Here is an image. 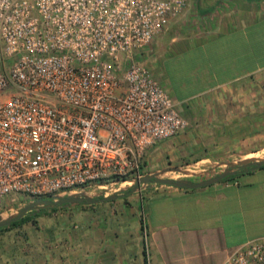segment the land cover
Wrapping results in <instances>:
<instances>
[{
  "label": "built area",
  "instance_id": "1",
  "mask_svg": "<svg viewBox=\"0 0 264 264\" xmlns=\"http://www.w3.org/2000/svg\"><path fill=\"white\" fill-rule=\"evenodd\" d=\"M186 4L0 0V199L145 172L147 150L188 123L136 56ZM143 257L154 264L146 242ZM221 264H264V237L229 250Z\"/></svg>",
  "mask_w": 264,
  "mask_h": 264
},
{
  "label": "crops",
  "instance_id": "2",
  "mask_svg": "<svg viewBox=\"0 0 264 264\" xmlns=\"http://www.w3.org/2000/svg\"><path fill=\"white\" fill-rule=\"evenodd\" d=\"M136 58L178 109L222 90L223 133L264 138V0H188ZM233 105L240 108L236 114L229 110ZM244 123H250L246 130ZM183 137L152 146L144 173L175 164L161 154L178 155ZM234 179L236 185L220 181L196 189L154 184L112 201L55 211L65 221L58 233L64 243L17 248L11 232L3 231L0 264H144L145 242L154 264H221L229 250L264 237V166Z\"/></svg>",
  "mask_w": 264,
  "mask_h": 264
},
{
  "label": "rangeland",
  "instance_id": "3",
  "mask_svg": "<svg viewBox=\"0 0 264 264\" xmlns=\"http://www.w3.org/2000/svg\"><path fill=\"white\" fill-rule=\"evenodd\" d=\"M138 60L140 61V58ZM259 82V85L264 87V81ZM221 91L222 90L219 91L217 89L213 92L214 94L212 91L209 93V95L207 94L208 97L207 95L202 96L201 99H203V102L201 99L189 101V105L192 104L193 107L189 105L188 107L186 105L187 108H182L180 106V114L186 119L188 125L184 131L179 133L184 135V139L182 140L181 148L178 146V155L174 156L167 153L161 154L162 161L168 160V162L172 161L175 163L164 168L184 166L190 171H205L206 176H210L219 169L217 167L215 170H211V168H213L216 163L230 162L240 159L244 156H264V138H232L231 136H228L227 132L223 133L224 110L223 97H220ZM248 109L249 108L244 107L243 110L247 112ZM229 110H232V113L236 114L240 108L236 109L234 106V108H229ZM191 111L192 115L195 114L194 119L191 116ZM225 125L226 124H224V126ZM241 127L246 130L247 127H250V123H244V125ZM177 135L173 136L172 138L159 141L152 146H156L161 143H166L167 145L171 146L169 141L172 140L173 142ZM186 135H190L191 138H186ZM150 148L145 154V166L151 161ZM150 164L151 163H149V166ZM157 170H159V168ZM168 175L175 178H183V176L179 173H169L167 176ZM206 176L200 175V178L202 179ZM191 178L196 179L197 177ZM24 199L25 198L22 195L4 197L0 199V211L10 206H17L18 204L22 203ZM63 209L64 208H60L58 212L61 210L66 211ZM33 219L36 221H29L22 224L20 227L8 229V231L11 232L8 235V238L14 244V246L17 248L19 246H24L25 249H27L29 248L28 244L33 243L35 245L34 247L37 249H49L56 248L59 246V244L64 243L63 238L61 237L62 235H58L60 231L59 228L65 225V221L63 220L62 216L59 214L55 215L53 212L46 214L38 213L36 217H33ZM13 229L16 230L13 231ZM3 231H0V233Z\"/></svg>",
  "mask_w": 264,
  "mask_h": 264
},
{
  "label": "water",
  "instance_id": "4",
  "mask_svg": "<svg viewBox=\"0 0 264 264\" xmlns=\"http://www.w3.org/2000/svg\"><path fill=\"white\" fill-rule=\"evenodd\" d=\"M262 166H264V156H244L234 161L216 163L211 170H215L217 167L219 169L210 176H206L205 171L195 172L184 166H174L143 173L139 177L113 180L109 184H96L88 189L74 190L44 198H32L23 201L17 206H10L0 211V228L20 220L26 214L34 215L43 210L50 211L56 207L67 208L80 204L92 205L108 202L141 192L154 184L168 185L181 189H196L218 183L230 176L258 169ZM169 173H179L183 178L167 176ZM200 175H205L206 177L201 179ZM100 186H105V188L97 190Z\"/></svg>",
  "mask_w": 264,
  "mask_h": 264
},
{
  "label": "trees",
  "instance_id": "5",
  "mask_svg": "<svg viewBox=\"0 0 264 264\" xmlns=\"http://www.w3.org/2000/svg\"><path fill=\"white\" fill-rule=\"evenodd\" d=\"M240 174V173H239ZM239 174H236L234 176H230L229 178H225L223 179L222 181L226 180V179H234L235 177H237ZM26 201V199H25ZM80 205H83V204H80ZM60 208H63V207H56V208H52L50 211H46V210H43L41 211L40 213L42 214H46V213H49V212H55V211H58ZM37 214H34V215H28L26 214L24 217H22L20 220L16 221V222H13L11 223L10 225L6 226V227H3V228H0V231H3V230H8V229H12V228H16V227H20L22 224L26 223V222H29V221H33L35 222L36 220L33 219V217H36Z\"/></svg>",
  "mask_w": 264,
  "mask_h": 264
}]
</instances>
